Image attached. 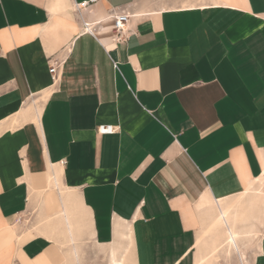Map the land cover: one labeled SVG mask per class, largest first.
<instances>
[{"label":"crops","instance_id":"1","mask_svg":"<svg viewBox=\"0 0 264 264\" xmlns=\"http://www.w3.org/2000/svg\"><path fill=\"white\" fill-rule=\"evenodd\" d=\"M82 1L0 0V264H264V0Z\"/></svg>","mask_w":264,"mask_h":264},{"label":"built area","instance_id":"2","mask_svg":"<svg viewBox=\"0 0 264 264\" xmlns=\"http://www.w3.org/2000/svg\"><path fill=\"white\" fill-rule=\"evenodd\" d=\"M96 1H98V0H84L82 2L77 3L76 8L77 9L83 8L88 3H90V2H96ZM113 18H114V27H115V30H116V32H119L120 30H122L124 23L127 21L128 15L125 14V13H123V14H119V15H114ZM84 27H85L86 30H90L91 29V26L88 23H84ZM58 64L59 63L55 59H50L49 60V68H48V71L51 74V78H52V81L53 82L57 81L58 78H59V74H58ZM113 66L116 68L117 64L114 62L113 63ZM99 130H100V132L108 133V132H111L112 131V128H111V126H103L102 125V126H100Z\"/></svg>","mask_w":264,"mask_h":264},{"label":"rangeland","instance_id":"3","mask_svg":"<svg viewBox=\"0 0 264 264\" xmlns=\"http://www.w3.org/2000/svg\"><path fill=\"white\" fill-rule=\"evenodd\" d=\"M155 1V3L157 5H163V6H166V5H187V4H190V3H202L204 1H207V0H153Z\"/></svg>","mask_w":264,"mask_h":264},{"label":"bare ground","instance_id":"4","mask_svg":"<svg viewBox=\"0 0 264 264\" xmlns=\"http://www.w3.org/2000/svg\"><path fill=\"white\" fill-rule=\"evenodd\" d=\"M37 108H39V107H37ZM220 230V229H219ZM230 230V229H229ZM218 232V231H217ZM237 232H235V230L233 231V230H231V233H230V235H228L227 234V236H226V240H225V242H226V248H229V249H232L233 250V245H232V241L234 242V239H236V237H237ZM224 244V243H223ZM234 244H235V242H234ZM225 245H224V247H225ZM236 247V246H235ZM237 248V247H236ZM240 250V249H239ZM123 257V256H122ZM113 264H122V260L121 259H116V258H114L113 259Z\"/></svg>","mask_w":264,"mask_h":264}]
</instances>
